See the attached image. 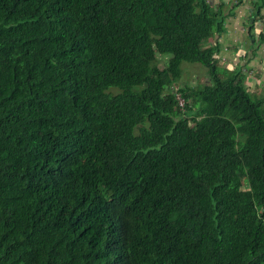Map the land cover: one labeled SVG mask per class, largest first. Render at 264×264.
Wrapping results in <instances>:
<instances>
[{
	"label": "trees",
	"instance_id": "trees-1",
	"mask_svg": "<svg viewBox=\"0 0 264 264\" xmlns=\"http://www.w3.org/2000/svg\"><path fill=\"white\" fill-rule=\"evenodd\" d=\"M234 1L0 0V264H264ZM184 62L209 81L177 87Z\"/></svg>",
	"mask_w": 264,
	"mask_h": 264
},
{
	"label": "rangeland",
	"instance_id": "rangeland-1",
	"mask_svg": "<svg viewBox=\"0 0 264 264\" xmlns=\"http://www.w3.org/2000/svg\"><path fill=\"white\" fill-rule=\"evenodd\" d=\"M212 1L218 2L219 0H212ZM226 1H228V0H226ZM255 1L256 0H242V2H239L240 4H238V6L235 8V13H237L238 17H240V14H242V13H244L245 17H246V18L244 17L243 26L239 27V31H241L240 28L241 29L243 28L242 29L243 33L241 35V39H242V41L246 42L245 45H250L249 39H250L251 31L253 28L250 25H252V22L254 23V21L257 20V17L252 16ZM234 2L236 3V2H238V0H235ZM262 12H263L262 16H264L263 15L264 14V8H263ZM247 16L249 18H247ZM251 18L253 19V21ZM262 23H263V20L259 24H257V26L254 28V31H256V32L259 31L260 30L259 27H261ZM248 30H250V32ZM236 32H238V29H236L235 33ZM237 37H238V35H237ZM213 41H214V38L210 40L211 43ZM239 41L234 42V38L232 35L227 36L225 38V40H222L223 52L221 54L222 56L220 55L219 63L222 66H225V67L230 68V69L235 68L239 63L244 64V68L246 69L245 64H247L250 67L249 68L250 70H249V73L247 72L248 76H247L246 84L248 85L249 90L252 94H254V95L261 94L264 92V81H261L260 78L264 80V68L260 67V66L255 67L254 65H257L255 62H249L250 65L248 64L247 61H250L249 54H250L251 50L248 49L246 46H242L240 48V51L238 50L239 47H236L237 48L236 50H229L227 52L224 51L226 48V45L228 46V49H232L235 46H237V44L240 45ZM236 51L241 53V55H242L241 60L237 59V55H235ZM223 54H224V56H223ZM258 56L259 57L257 59L261 60V63L264 64V54L261 52V50L258 51ZM169 57H170V54L169 55L158 54L159 68H162L166 65ZM228 57H231L232 59H229ZM255 68L258 69V72H260V70H261V74H262L261 76L262 77H260L258 74H255ZM208 81H209V74L207 72V69L203 65H201L199 63H192L191 64L188 62H184L182 65L181 78H180V80L176 86L180 87V86H184L186 84H190V86L193 87V86H196L198 83L203 84V83H207ZM239 137H241V135ZM240 183H241V186H243V188L248 187L247 181L245 180V177H242L240 179Z\"/></svg>",
	"mask_w": 264,
	"mask_h": 264
},
{
	"label": "crops",
	"instance_id": "crops-1",
	"mask_svg": "<svg viewBox=\"0 0 264 264\" xmlns=\"http://www.w3.org/2000/svg\"><path fill=\"white\" fill-rule=\"evenodd\" d=\"M235 3V2H233ZM263 13V12H262ZM264 15V14H263ZM244 17H245V14L242 13L240 14V17H238L237 13H235L234 15L230 16L227 21H226V26H227V32H225L223 35L221 36H217V39L220 41L221 45H223L222 43V40H225V38L227 36H233L234 38V42L235 41H239L240 42V45L237 44V46H235L234 48L232 49H228V46L226 45V48H225V52L229 51V50H236L237 48L236 47H239L238 50L240 51V48L242 46H246L248 49H250V54H249V57H250V61H247L248 64L249 62H255L257 65H254L255 67H263L264 68V64L261 63V60L257 59L259 56H258V51L261 50V52L264 54V40L262 39V36L264 35V16H260L257 18L256 21H254V26L252 28V31H251V35H250V45H245L246 42L242 41L241 39V35H242V29L240 28L241 31H239V27L243 26V21H244ZM246 18V17H245ZM247 18H249L247 16ZM263 20V23L261 24V27L259 31H254V28L257 26V24H259L261 21ZM253 21V19H252ZM253 24V22H252ZM236 29H238V32L235 33ZM257 30V29H256ZM250 32V30H248ZM238 35V37H237ZM240 35V36H239ZM250 46V47H249ZM222 47V46H221ZM223 48V47H222ZM223 50L221 49V53L218 55V57H220V55L222 54ZM235 55H237V59L238 60H241L242 58V55L240 52H235ZM246 55V54H245ZM222 56V55H221ZM224 56V54H223ZM227 57V56H226ZM229 59H232L231 57H228ZM236 58V57H235ZM236 59V60H237ZM250 65V64H249ZM249 73V72H248ZM255 74H258L260 77H262L261 75V70L260 72H258V69L255 68ZM261 81H264L263 79L260 78Z\"/></svg>",
	"mask_w": 264,
	"mask_h": 264
},
{
	"label": "built area",
	"instance_id": "built-area-1",
	"mask_svg": "<svg viewBox=\"0 0 264 264\" xmlns=\"http://www.w3.org/2000/svg\"><path fill=\"white\" fill-rule=\"evenodd\" d=\"M180 103H181V105H183V104H184V101H183V99H181V100H180Z\"/></svg>",
	"mask_w": 264,
	"mask_h": 264
}]
</instances>
